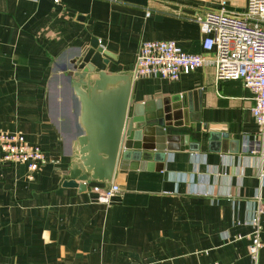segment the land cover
I'll return each instance as SVG.
<instances>
[{
  "label": "crops",
  "instance_id": "obj_1",
  "mask_svg": "<svg viewBox=\"0 0 264 264\" xmlns=\"http://www.w3.org/2000/svg\"><path fill=\"white\" fill-rule=\"evenodd\" d=\"M247 4L0 0V130L23 132L46 154L32 173L25 162L0 161V264H264V212L257 262L249 253V219L264 202L254 93L242 79L217 80L211 62L177 80L133 78L132 102L188 92L199 115L167 126L178 148L167 150L162 168L155 156L120 154L112 180L120 190L109 202L93 188L104 182L90 180L87 190L64 185L79 131L67 69L93 35L119 60L108 67L115 72L135 64L145 39H175L213 57L196 15Z\"/></svg>",
  "mask_w": 264,
  "mask_h": 264
},
{
  "label": "water",
  "instance_id": "obj_2",
  "mask_svg": "<svg viewBox=\"0 0 264 264\" xmlns=\"http://www.w3.org/2000/svg\"><path fill=\"white\" fill-rule=\"evenodd\" d=\"M111 62L119 60L95 35L70 59L67 75L79 99V131L72 140L64 185L87 190L90 180L111 182L120 154L126 159L155 156L157 168H162L167 150L178 148L167 126L190 125L199 119L188 92L132 102L134 64L127 72H115L108 69ZM209 134L211 139L220 135ZM221 135L227 137L223 131Z\"/></svg>",
  "mask_w": 264,
  "mask_h": 264
},
{
  "label": "built area",
  "instance_id": "obj_3",
  "mask_svg": "<svg viewBox=\"0 0 264 264\" xmlns=\"http://www.w3.org/2000/svg\"><path fill=\"white\" fill-rule=\"evenodd\" d=\"M196 20L204 34L203 46L214 49L213 57L187 51L175 39H145L137 53L133 78L156 76L177 80L182 73L211 62L217 80L242 79L252 90L255 100L252 111L258 133L264 136V0H248L247 6L240 10L226 6L207 10L197 14ZM0 161L25 162L32 173L45 163L46 154L40 144L30 142L23 132L0 130ZM93 188L103 202H109L120 190L119 184L113 181L94 184ZM261 212H264V202L259 203L257 212L249 219L254 225L249 247L252 262H257L263 245ZM204 264L225 263L213 260Z\"/></svg>",
  "mask_w": 264,
  "mask_h": 264
}]
</instances>
